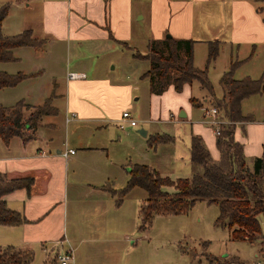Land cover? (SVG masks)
Returning a JSON list of instances; mask_svg holds the SVG:
<instances>
[{
	"label": "crops",
	"instance_id": "0c3cea01",
	"mask_svg": "<svg viewBox=\"0 0 264 264\" xmlns=\"http://www.w3.org/2000/svg\"><path fill=\"white\" fill-rule=\"evenodd\" d=\"M130 1L0 0V7L5 4L9 6L7 15L1 23V32L4 36L11 37L30 29L37 35L36 38L47 40L72 38L76 46L81 47L83 43L92 42L95 38L112 42L110 35L124 42L123 40L130 38L133 24L146 19L148 26L146 41L160 39L166 33L174 38L193 40V65L196 68H198L194 61L196 47L200 43L205 46L203 59L205 68L208 42L211 41L210 39H217L218 53L208 65L207 73L209 70H215L221 49L229 45L227 54H224V58L219 61L220 66L217 65L219 79L232 61H238L232 72L234 78L237 69L248 64L253 58L257 43L264 44V20L256 13V7L254 8L247 0H233L228 3L224 13L219 10L218 14L213 10L216 6L223 8L222 4H219L220 2L215 4L213 0H149L147 12L141 15H138V11L131 12ZM198 7H209L208 10L212 13L198 17L194 11ZM34 8L39 9V14L35 17L26 13V10L31 11ZM72 8L76 13L73 18V28L69 14ZM231 43L235 45L236 51L240 44L249 45L248 55L233 59ZM32 52L33 57L37 58L40 51L32 49ZM0 70L7 72L1 65ZM263 70L264 67L258 77L247 74L239 79L244 77L257 79ZM34 74L36 75L30 78L39 75L40 70ZM53 78L39 85V89L36 88V99L42 98L41 103H43L45 99L50 98V104L55 110L52 115H55L57 107L53 103L63 96L65 125L71 124L69 131L74 138L72 141L65 139L60 143L54 141L51 134L46 132V127L54 125L43 122L45 117L50 116L46 115L37 124L33 139L24 142L14 137L8 144L0 140L3 145V148L0 146V175L5 178L31 175L34 178L29 193L24 189H18L2 197L8 208L21 213L28 222L17 226L0 225V246L10 245L31 250L33 260L37 257V264H44L68 249L73 254L71 264H163L157 259L159 255L164 254L159 252L163 248L162 245L152 251L149 242L141 246L132 241L131 237L135 234V229H138L134 213L129 216L124 211L123 202L116 204V201H112L113 195L108 190V187L115 189L108 182L114 177L113 169L117 173L115 167L124 158L117 155L112 157L110 153L114 145V136L117 135L115 130L108 131L104 136L100 133L109 129L104 126L107 125L106 120L123 129L116 122L121 112L129 106L132 87L120 82H111L106 78L85 77L67 80L65 75L64 89L59 90V83ZM191 89V85L185 84L180 92H176L172 86H169L161 94L156 95L150 93L148 88L150 102L162 101L161 108L167 105L163 100L169 93L173 100L178 99V102L167 106L166 111H163V122L181 123L187 133V154L183 152L181 156L179 152H172L174 165L169 167V171L163 166L164 158H160L157 154L159 152L157 148L160 147L161 151V146L156 145L152 150L158 160H150L148 157L151 148L143 149L144 153L138 155L141 158L138 160H144L142 164L149 166L159 176L164 172L163 176L172 179L180 176L184 178L188 173L178 171L179 160L183 161L184 167L191 175L189 143L193 135L202 139L212 160L219 159L215 135L209 123L210 118L205 116V111L210 107L203 108L201 102L200 107L193 106L190 103L191 95H188ZM223 93L221 87L220 95L214 97L220 98ZM255 95L264 97V93L254 94L240 103L241 113L253 116V121L238 123L234 130V138L242 145L249 168L254 158L264 154V100L256 103L255 107L243 110V103ZM25 96H29L28 91ZM20 100L24 101L23 98ZM113 103L116 104L117 113L109 115ZM0 105L11 106L4 105L2 101ZM196 110L201 111L200 116ZM71 113L75 116L66 121ZM151 113L152 111L150 115ZM158 132L160 131H152L151 135H160ZM146 134L145 131L144 136ZM166 136L169 140H174V136ZM93 139L97 142H93ZM67 149H72L74 152L64 155ZM126 177L125 184L128 179V176ZM142 233L141 236L147 237V230ZM163 257L166 261L165 256ZM168 257L172 258L171 251Z\"/></svg>",
	"mask_w": 264,
	"mask_h": 264
},
{
	"label": "rangeland",
	"instance_id": "374dc122",
	"mask_svg": "<svg viewBox=\"0 0 264 264\" xmlns=\"http://www.w3.org/2000/svg\"><path fill=\"white\" fill-rule=\"evenodd\" d=\"M148 1L149 0H131V12L136 13L138 11V15H141L143 12L146 13ZM231 1L233 0H213V3L217 4L220 2L219 4H222L223 7L216 6L213 12L218 14L220 10L221 13H224L228 7V3L230 4ZM247 1H250L254 8L258 6L253 0ZM208 8L209 7H198V9H194L195 15L199 17L205 14H211L212 12H210ZM69 12V14H71V27L73 28V18L76 13L73 8ZM26 13L35 17V15L39 14V9L34 8L31 11L26 10ZM256 13L264 20V12L259 13L256 11ZM133 26L130 38L123 40L131 46V50L124 49L121 45L115 42L113 43V41L99 40L98 38L93 39L92 42L83 43L81 47H77L74 42L75 40L72 38H65L63 40L52 38L48 39L40 49H37L40 51L37 58L33 57L31 48L22 47L13 50V57L19 58L17 61L0 64L11 74H15L18 71L24 74H33L40 70V74L35 78L26 79L14 88L8 87L0 89V103L2 101L4 105H13L21 98L24 99V101L22 100L24 103H41L43 101L42 98L36 99V88L39 89V85L45 84L46 81L54 77L53 79H56L59 83V90L62 88L64 89L65 75L71 71H82L86 74L87 79L106 78L111 82H120L132 87L129 106L125 109H127L126 111L130 113L131 118L137 125L134 127H126L128 123L123 121L121 124H123L125 128L119 129L113 122L106 120L105 123H107L108 126H104L109 129L103 130L100 133L101 136H104V134L107 135L108 131L115 130L117 135L114 136V145H112L113 149L110 150V153L112 157L117 155V157L124 158V160L118 162L119 164L115 167L117 168V173L115 169H113L114 177L108 182L110 183L109 185L115 189L124 187L128 167L136 163H143L142 161L144 160H138L141 159L138 155L144 153L142 152L143 149L151 148L148 153V157L151 160L157 159L154 157L155 153L152 151L153 148L156 145L161 146L162 150L160 151V147L157 148L159 151L157 154L160 158H164L163 166L167 168V171H169V167H173L174 165L172 152H179L180 155L183 156V152L187 154L188 150L185 127L176 121H170L169 123L163 122V111H166L167 106H170L174 102H178V99L173 100L172 95L169 93L163 100L164 103L167 104L164 108L160 106L162 105V101L156 103L155 101H152V103L150 102L148 79L143 77L144 72L148 69V62L135 59L131 56L132 51H138L140 54H145L147 52V38H145L148 31L147 21L145 19L143 22L134 23ZM31 34L32 37L36 38V34ZM194 35L197 36L196 34ZM210 40L209 42L217 41V39ZM228 46L229 45L224 46L221 49L220 58L216 63L218 66H220L219 61L224 58V54H227L229 50ZM230 46L233 59L245 57L250 50V46L246 44H240L237 51L235 50L234 44L231 43ZM207 49L208 46L206 48V57ZM204 57L205 46L203 43H200L199 46L196 47L194 60L195 65L197 64L200 69L204 68ZM217 65L214 71L209 70L207 73L214 96L220 95L219 93L222 87L219 82L220 79L218 78L219 68ZM262 67H264V44L258 42L253 58L248 64L237 69L234 74V79H239L247 74L252 77H258ZM190 85L192 89L191 93L188 95H191V97L201 102L203 108L212 107L211 101L213 102L215 97L212 98L207 90L202 88L197 81H193ZM27 91L29 94L28 97L25 96ZM179 96L183 98L182 95ZM185 97L186 96H184V98ZM260 100H264V97H258L257 95L251 97L243 103V110L255 107V105H257L256 103H259ZM53 104L56 105L57 112L55 115H50L43 119V122L54 124L53 127H46V132L51 134V138L59 143L65 139L66 141H72L74 135L69 131L71 124L65 125V99L62 96ZM150 111H152L151 115ZM196 111L198 116H200L201 111ZM115 113H117V109L116 104L113 103L109 115H115ZM138 129L145 130L147 132L146 136L140 135L137 132ZM37 130L40 131L38 128ZM157 130L160 131L158 133L161 136L165 134L174 136V140L153 143L152 137H155L156 134L151 135V133ZM97 136L98 135H96V138ZM14 140L15 139H13V141ZM93 142H97V140L93 139ZM0 146L3 148L1 141ZM160 153L162 155H160ZM177 167L178 171L181 173L187 171L188 174H186L185 177L190 176V172L184 167L183 161L179 160ZM120 170L123 173H121ZM162 173L160 175L164 177ZM162 190L168 193L173 192L172 187H164ZM113 197L111 200L115 202L118 198L114 195ZM145 198L146 192L141 188L134 187L130 189L120 201L121 203L123 202L124 211L127 212L129 216L132 212L134 213L136 226L139 221L137 210ZM217 214L218 208L216 204L196 201L192 208L185 214L156 215L145 230L139 231L136 228L134 231L135 234L131 239L134 243L141 246L149 242L152 251L154 248H159V245H162L163 248H161L159 252L164 253L163 256H165L166 261L161 255H159L157 259L163 264H264V251L260 250V243L258 241L248 242L246 240L231 239L225 227L215 224ZM257 218L260 222V228L262 232H264V218L262 215H259ZM146 230L147 237L141 236L143 234L142 232ZM170 251L172 254L171 259L168 257ZM29 264H37V257Z\"/></svg>",
	"mask_w": 264,
	"mask_h": 264
},
{
	"label": "trees",
	"instance_id": "16d2710c",
	"mask_svg": "<svg viewBox=\"0 0 264 264\" xmlns=\"http://www.w3.org/2000/svg\"><path fill=\"white\" fill-rule=\"evenodd\" d=\"M256 11L264 12V0H253ZM8 4L0 7V64L17 61L13 50L22 47L40 49L47 39L34 38L30 29L8 37L1 32V23L8 12ZM110 39L124 49L131 47L110 35ZM193 45L191 39H178L167 33L160 39H149L146 43L147 52L140 54L132 51V57L148 62V69L143 77L148 79L149 92L161 94L169 86L180 92L183 85L197 81L214 97L212 86L206 69L216 57L218 41L208 42L205 68L193 65ZM238 61H232L229 68L220 77L224 93L214 98L211 106L216 109L217 117L225 120L219 125L215 135V146L219 159L214 161L199 136L193 135L189 143V162L191 175L171 179L159 176L145 164H133L127 169L128 179L121 189L108 190L117 196L116 204L126 193L138 187L146 192V198L138 207V230L146 229L156 215H180L187 213L196 201L216 204L218 214L215 224L225 227L233 240L258 241L260 250L264 251V232L260 228L258 216L264 217V154L252 161L248 167L243 154L242 145L235 140L234 130L238 123L253 121V116L243 115L240 103L251 95L264 93V70L257 79L244 77L236 80L232 72ZM36 74H15L0 70V89L12 87L20 81ZM50 98L41 105L32 106L22 100L11 106L0 105V140L8 144L14 137L22 141L34 138V131L41 118L54 114ZM190 103L200 107V102L191 97ZM31 131V132H30ZM169 140L168 136L155 135L152 142ZM34 178L25 175L17 178H5L0 175V225L17 226L28 221L24 216L7 207L2 197L18 189L29 193ZM164 187H172L173 192L163 191ZM33 260L31 250L14 246H0V264H29ZM44 264H57L56 255Z\"/></svg>",
	"mask_w": 264,
	"mask_h": 264
},
{
	"label": "built area",
	"instance_id": "2783aa9c",
	"mask_svg": "<svg viewBox=\"0 0 264 264\" xmlns=\"http://www.w3.org/2000/svg\"><path fill=\"white\" fill-rule=\"evenodd\" d=\"M86 77L85 73L82 72H68L66 74V79L67 80H77V79H84ZM75 114L71 113L70 117L66 118V121L69 120V118L74 117ZM205 116L210 118L209 123L211 127L213 128V133L216 135L219 130V125L225 123V120H222L217 117V112L216 109L213 107H210L209 110L205 111ZM126 121L128 123V126L134 127L136 126V122L131 118L130 113L127 112L126 110H123L120 114V117L118 119L119 127L123 128V124L121 122ZM74 150L72 149H67L64 152V155L67 153H73ZM73 260V254L70 249L61 252L56 255V261L57 264H71Z\"/></svg>",
	"mask_w": 264,
	"mask_h": 264
},
{
	"label": "water",
	"instance_id": "95a60500",
	"mask_svg": "<svg viewBox=\"0 0 264 264\" xmlns=\"http://www.w3.org/2000/svg\"><path fill=\"white\" fill-rule=\"evenodd\" d=\"M137 132H138L140 135H142V136H144V135H145V131H144V130H142V129H138V130H137Z\"/></svg>",
	"mask_w": 264,
	"mask_h": 264
}]
</instances>
